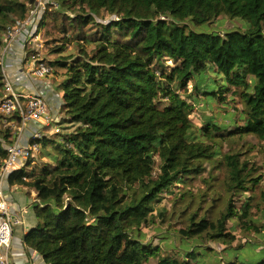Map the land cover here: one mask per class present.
Segmentation results:
<instances>
[{"label": "trees", "instance_id": "16d2710c", "mask_svg": "<svg viewBox=\"0 0 264 264\" xmlns=\"http://www.w3.org/2000/svg\"><path fill=\"white\" fill-rule=\"evenodd\" d=\"M36 1L0 0V99L5 35ZM51 1L58 8L44 17L62 16V39L78 47L77 58L49 63L64 71L58 90L67 118L59 125L75 130L59 141L44 140L54 144L49 164L10 175L11 184L37 192L38 223L25 238L27 247L45 264H264V246H249L259 261L242 258L228 228L238 219L245 229L264 231L252 222L249 202L240 211L234 202L260 178H250L239 155L221 152L236 137L264 142V0ZM103 11L112 20L100 26L96 18ZM222 16L243 27L222 35L186 24L208 25ZM230 99L239 107L231 109ZM195 105L214 115L198 124ZM0 136L4 159L15 140L9 130ZM209 164L229 171L233 196L225 210L212 218L210 210L200 216L199 207L178 232L179 247L165 237L163 246H154L144 228L159 212L166 218L167 208H157L164 195L205 174ZM205 242L218 243L222 258L212 260L214 249Z\"/></svg>", "mask_w": 264, "mask_h": 264}, {"label": "rangeland", "instance_id": "374dc122", "mask_svg": "<svg viewBox=\"0 0 264 264\" xmlns=\"http://www.w3.org/2000/svg\"><path fill=\"white\" fill-rule=\"evenodd\" d=\"M66 16L73 18L76 15L73 13H67ZM111 20V16L105 11H103L101 15L96 18V21L100 24V26L109 24ZM61 21L62 16L58 18H54L53 16H49L48 18L44 17L43 23H41V21L38 26V43L27 49L31 54L33 53L39 55V58L43 59L48 64H53L55 61L60 60L62 56L64 58L70 56L77 58L79 55L76 43H71L70 41L62 39L63 33L60 30ZM186 24L189 29L198 33H220L222 35L231 29L243 27L242 22L230 20L225 16L220 17L214 23L208 25L195 27L190 22H187ZM71 30L72 29H69L68 36L72 35ZM96 30L97 28L93 27L90 33L92 34L96 32ZM92 47L93 46H89L88 49L92 50ZM71 61L72 60H69L68 62ZM167 64L173 66L172 62L169 60L167 61ZM63 73L64 71L62 69L54 67L53 73L47 78L50 77V79L57 82L58 80L63 79ZM183 95L186 96V93H183ZM228 96L229 93L227 94V97ZM229 104V107L234 109L237 106L239 107V100L231 101L230 99ZM197 107L198 106L195 105V113L197 115L196 117L193 115V117L198 124H201V120L204 115L207 117L214 115L211 111L203 114V112ZM61 108L58 112L59 115L61 113L60 122H63V120L67 118V115L65 112H62ZM224 118L223 120H218L224 122ZM5 124L6 120L0 115V134L2 131L7 132L8 128ZM59 126L61 128V132L59 134L50 135V138L53 141H59L61 139V135L71 133L75 130V127L72 124L62 123V125L60 124ZM1 140L2 138L0 136V141ZM47 141L42 142L40 155H38V157L34 160V163H31L28 167H26V172L30 173L33 170L38 171L39 168H42L51 162V160L48 159L49 157L47 154L53 151L51 154L54 156V144L48 143V145L45 146V142L47 144ZM221 152L223 154L239 155L240 161L247 164L248 173L251 174L250 178H260L259 185L254 188L253 191L234 196V202L239 211L242 210L243 206L247 202H249L252 206V222L264 230V142L254 136L245 137L244 139L236 137L229 142H225L222 146ZM228 172L229 171L225 166H218L216 168L213 164H209L207 165V172L205 174L188 182L186 185H181V187L175 188L172 195H164L162 203L157 208L159 211L163 208H167V216L166 218H162L159 216L160 212L157 213L156 223L150 227L144 228V232L146 234L145 238H147V240H152V244L154 246H163L164 243L163 240H161L162 237L169 238L168 244L173 243L176 247H179L181 245V240L179 239L180 235L178 232L187 227L190 222L189 219L191 215H193L199 207H201L202 210L200 216H203L207 210H210V216L212 218H219L221 213L225 210L229 198L233 196V193L229 192L228 189ZM184 192H188V194L185 199H182L181 194ZM228 228L229 231L233 232L237 237L236 243L232 248L239 249L240 247L241 250L237 253L242 258L246 257L252 262H257L262 258L261 255H252L251 248L249 246L250 244L252 247L256 245L264 246V231L256 233L253 230L245 229L242 227L238 219L231 221L228 224ZM204 244L205 246L214 249L212 252H209V254H212V260H216V258L218 259L220 257L222 258V253L224 252L222 251L221 253V247L218 243L205 242ZM177 255H179V253H177ZM180 258L182 259V257ZM226 260L227 259H224L222 262L225 263ZM152 262L154 263V261Z\"/></svg>", "mask_w": 264, "mask_h": 264}, {"label": "built area", "instance_id": "2783aa9c", "mask_svg": "<svg viewBox=\"0 0 264 264\" xmlns=\"http://www.w3.org/2000/svg\"><path fill=\"white\" fill-rule=\"evenodd\" d=\"M51 6L58 8V5L51 0H37L36 4L31 7L27 19L11 28L4 38L2 70L5 76V88L0 99V115L6 120L5 126L11 131L12 139L14 138L15 142L6 146L7 157L0 158V264H14L10 257V250L14 227L20 223L19 220L14 219L11 206L5 198L4 182L17 169H24L29 166L30 162L34 163L41 153L42 142L46 138H50L51 134L61 132L60 120L54 118L49 102L44 96L19 93L15 90L8 78L10 65L6 63L5 55L10 45L24 32H29L28 35L32 40L31 47L38 43L39 23ZM39 57L33 53L26 56L27 61L33 64L32 76L44 80L53 73L54 68ZM31 122L36 123L41 129L34 133L27 144H23L20 140L21 136Z\"/></svg>", "mask_w": 264, "mask_h": 264}, {"label": "crops", "instance_id": "0c3cea01", "mask_svg": "<svg viewBox=\"0 0 264 264\" xmlns=\"http://www.w3.org/2000/svg\"><path fill=\"white\" fill-rule=\"evenodd\" d=\"M28 34L29 32H24L20 35L10 45L5 55L6 63L10 65L8 69L9 81L19 93L40 94L44 96L53 109L54 118L61 120V113L59 115L58 111H60L64 102L63 93L58 90V86L63 79L56 82L50 79V77L40 80L32 76L33 64L26 60L27 49L32 45V40ZM40 129L36 123H29L21 136V143L27 144L34 133ZM22 169H17L16 171ZM10 175L4 182V195L11 206L14 219L20 221L14 227L10 257L14 264H45L43 257L38 255L36 251L28 248L25 243L26 236L38 223L33 209L37 192L30 187L11 184Z\"/></svg>", "mask_w": 264, "mask_h": 264}]
</instances>
